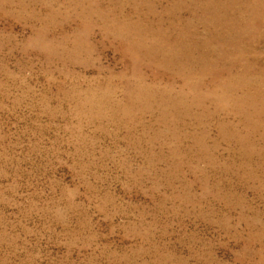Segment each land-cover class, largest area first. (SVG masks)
<instances>
[{"label":"rangeland","instance_id":"obj_1","mask_svg":"<svg viewBox=\"0 0 264 264\" xmlns=\"http://www.w3.org/2000/svg\"><path fill=\"white\" fill-rule=\"evenodd\" d=\"M0 264H264V0H0Z\"/></svg>","mask_w":264,"mask_h":264}]
</instances>
